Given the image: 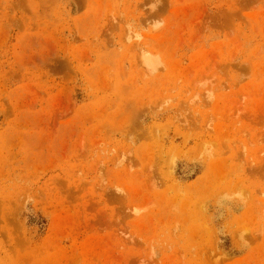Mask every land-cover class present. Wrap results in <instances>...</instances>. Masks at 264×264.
<instances>
[{
    "label": "rangeland",
    "instance_id": "1",
    "mask_svg": "<svg viewBox=\"0 0 264 264\" xmlns=\"http://www.w3.org/2000/svg\"><path fill=\"white\" fill-rule=\"evenodd\" d=\"M0 264H264V0H0Z\"/></svg>",
    "mask_w": 264,
    "mask_h": 264
},
{
    "label": "bare ground",
    "instance_id": "2",
    "mask_svg": "<svg viewBox=\"0 0 264 264\" xmlns=\"http://www.w3.org/2000/svg\"><path fill=\"white\" fill-rule=\"evenodd\" d=\"M152 68H154V67H152Z\"/></svg>",
    "mask_w": 264,
    "mask_h": 264
}]
</instances>
